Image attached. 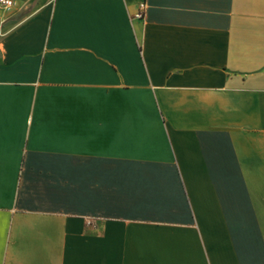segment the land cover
Returning a JSON list of instances; mask_svg holds the SVG:
<instances>
[{"label":"crops","instance_id":"crops-1","mask_svg":"<svg viewBox=\"0 0 264 264\" xmlns=\"http://www.w3.org/2000/svg\"><path fill=\"white\" fill-rule=\"evenodd\" d=\"M14 2L0 264H264V0Z\"/></svg>","mask_w":264,"mask_h":264},{"label":"built area","instance_id":"built-area-1","mask_svg":"<svg viewBox=\"0 0 264 264\" xmlns=\"http://www.w3.org/2000/svg\"><path fill=\"white\" fill-rule=\"evenodd\" d=\"M15 5L14 0H0V9L5 11L11 10ZM145 4L140 3L137 12L133 15L132 19L142 20L145 13Z\"/></svg>","mask_w":264,"mask_h":264}]
</instances>
